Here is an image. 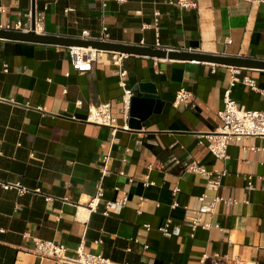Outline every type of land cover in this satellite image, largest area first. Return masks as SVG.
I'll return each instance as SVG.
<instances>
[{
	"label": "crops",
	"instance_id": "0c3cea01",
	"mask_svg": "<svg viewBox=\"0 0 264 264\" xmlns=\"http://www.w3.org/2000/svg\"><path fill=\"white\" fill-rule=\"evenodd\" d=\"M170 1L35 3L47 7L41 34L79 38L87 31L95 38L105 25L112 43L264 61V4L188 0L196 8L183 9ZM33 3L0 0V29L25 20ZM123 68L129 89L148 81L165 102L141 129L122 113L117 66L96 62L80 73L66 47L0 39V181L30 190L0 186V264H55L36 253L35 239L64 245L68 259L83 247L114 264H201L205 254L264 264V139L231 143L226 159L201 143L222 126L218 112L232 67L131 55ZM240 70L257 90L240 81L232 98L245 110L264 111V69ZM182 89L192 101L175 107ZM100 103H110L117 124L128 128L113 133L89 123L90 106ZM193 161L210 175L186 172ZM218 178L220 188L209 189L208 180ZM100 183L104 196L90 212ZM123 197L127 205L105 216V203ZM216 198L233 202L208 211ZM168 223L165 236L159 229Z\"/></svg>",
	"mask_w": 264,
	"mask_h": 264
},
{
	"label": "built area",
	"instance_id": "2783aa9c",
	"mask_svg": "<svg viewBox=\"0 0 264 264\" xmlns=\"http://www.w3.org/2000/svg\"><path fill=\"white\" fill-rule=\"evenodd\" d=\"M103 2V0H100ZM119 3L124 2L125 0H117ZM251 4H264V0H242ZM171 4H177L180 8L190 9L196 8L197 4L195 2H189L188 0H171ZM103 6L105 3L103 2ZM35 12V28L32 26V10L29 11L25 15V20L18 21L14 28L17 31L31 33L35 32L41 34L43 30V24L45 20V14L47 7H44L42 10L38 9L36 6ZM4 12V10H1ZM156 22H158V17L160 13H155ZM109 31L108 27L102 25L101 33L99 37H92L87 31L82 33V36L79 37L81 40H94L99 42H110L109 40ZM69 59L71 64L75 70L80 73L90 72L93 69V65L96 62H104L108 61L109 63L117 66L119 68L117 75L120 78L119 84L124 90L123 95V109L122 113L127 120L129 118V111L131 105V99L134 96V92L132 89L127 87L125 82V77L127 72L123 68V62L128 59L131 55L116 53V52H105L93 48H85V47H66ZM233 73L231 76V87L225 92L223 103L224 107L222 110L218 112V117L222 121V126L212 133H207L206 135L201 136V143L203 144V140L207 142L208 148L211 153L218 159H226L228 157L227 150L228 147L233 142H240L243 139L257 137L264 139V111H248L243 107H240L236 101L232 98V87L242 81L249 87L254 90H257L256 83L250 80L247 77L240 79L241 70L239 68H232ZM3 72L8 73L9 67L8 65H3ZM192 94L185 90H180L174 102V106L178 107L179 105L185 104L188 105L192 101ZM87 121L89 123H93L100 126H107L112 128L113 133L119 128H128L127 126H119L117 124V119L114 118L111 114V104L110 103H100L91 105L89 108V114ZM108 158H105L107 162ZM152 168V167H151ZM185 171L189 173L199 174L201 176H209L210 174L206 171V169L201 165L199 161H193L186 165ZM103 174H108V170L106 166L103 168ZM123 174V173H121ZM227 175L226 172H223L221 178ZM216 180L209 179L207 183V187L212 190H218L220 188V179ZM249 181L252 180V177H248ZM132 182V180H130ZM149 184H146V186ZM0 186L5 189L18 188L20 194H26L30 192V190L26 188H22L17 185L6 184L0 181ZM249 188H252V184L249 183ZM38 193L39 191H34ZM178 192V189L175 190ZM104 196V189L102 184L100 183L97 188V193L95 196L91 198V200L87 204V209L90 212L96 211L100 205V202ZM129 199L128 197H123L116 199L115 201H107L105 203V216H109L112 212H119L123 209ZM145 201V199L141 198L140 202ZM200 201L204 202L205 197H202ZM219 202L232 203L233 200H224L221 198H216L210 201L208 211H212L215 205ZM139 213H141V209H139ZM59 220V218H58ZM193 225L197 226L198 222L196 219L192 220ZM169 223L159 229L161 233L165 236H170L168 231ZM207 228V226H205ZM147 229H150V226H147ZM138 242V241H136ZM36 245V253H38L41 257L51 259L55 262V264H114L111 260L97 254H92L84 250L83 247H80L77 250L76 256L72 259L67 258V248L64 245L56 244L52 241H44L41 239H35ZM201 264H229L227 261H223L222 258L218 254L203 255L201 258ZM128 264V263H125ZM232 264H243L240 261L234 260Z\"/></svg>",
	"mask_w": 264,
	"mask_h": 264
},
{
	"label": "water",
	"instance_id": "95a60500",
	"mask_svg": "<svg viewBox=\"0 0 264 264\" xmlns=\"http://www.w3.org/2000/svg\"><path fill=\"white\" fill-rule=\"evenodd\" d=\"M35 9L36 3L34 0V3L32 5L33 29L35 28ZM0 39L56 45L62 47L76 46L93 48L105 52L147 56L156 59L204 62L239 69H264V61L250 58L231 57L226 55H212L201 53L198 51H167L165 49L153 48L148 46H137L112 42L104 43L94 40H81L79 38L38 34L35 32L25 33L14 29H0ZM132 91L134 92V96L131 99L129 111L130 127L141 129L142 124L150 118L152 113H161L165 102L158 95L156 86L148 83V81H144L138 84Z\"/></svg>",
	"mask_w": 264,
	"mask_h": 264
}]
</instances>
